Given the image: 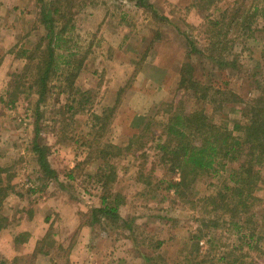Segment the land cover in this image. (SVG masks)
I'll use <instances>...</instances> for the list:
<instances>
[{"label": "rangeland", "instance_id": "374dc122", "mask_svg": "<svg viewBox=\"0 0 264 264\" xmlns=\"http://www.w3.org/2000/svg\"><path fill=\"white\" fill-rule=\"evenodd\" d=\"M150 1L167 19L127 0L53 1L65 12L59 25L69 28L57 53L84 58L73 93L65 79L72 67L58 59L60 71L39 108L41 142L48 146L55 179L44 175L31 150L37 95L29 90L34 65L25 70L29 54L23 53L43 43L46 31L37 23L36 0H0V166L12 175L13 186L1 208L6 220L1 223L0 262L147 264L148 256L159 254L177 264L190 236L210 230L201 220L213 214L205 213L199 201L214 194L224 178H199L193 197L199 203L182 201L166 189L178 174L162 161L158 144L179 101L190 111L204 108L217 123L240 119L239 111L232 112L242 104L234 106L227 97L216 95L221 104L213 109L186 95L178 85L180 69L190 59L203 84L234 93L243 105L248 102L258 81L264 86V0ZM231 18L237 24H230ZM216 28H222L223 52L236 62L234 68L211 66L202 56L187 59L186 36L205 48L217 38ZM15 87L17 100L11 106L8 92ZM112 173L114 179L104 188L101 175ZM106 194L108 202L117 196L120 219L95 222L90 208L101 207ZM256 196L262 199L254 209L264 250V190ZM219 224L211 233L220 244L234 243V232L226 230L222 219ZM251 254L255 264H264V255Z\"/></svg>", "mask_w": 264, "mask_h": 264}, {"label": "trees", "instance_id": "16d2710c", "mask_svg": "<svg viewBox=\"0 0 264 264\" xmlns=\"http://www.w3.org/2000/svg\"><path fill=\"white\" fill-rule=\"evenodd\" d=\"M53 1L56 0H36L37 23L44 26L46 34L42 38L43 43L40 42L32 51L24 50L23 53L29 54L25 70L34 65V78L29 90L34 89L37 95L35 109L37 118L31 150L44 175L56 179L57 172L48 161V146L41 142L38 127L41 119L39 108L51 94V79L60 71L58 59L63 58L60 61L63 66L72 67V71L65 77L68 82L67 87L71 91L82 69L84 58H80L76 52H68L65 57L57 53L65 43L63 34L69 28L67 25H59L65 12L61 3ZM127 1L155 17L167 19L166 16L158 13L156 6L150 0ZM255 11H258L257 7ZM260 14L264 17V8ZM243 18L245 20L246 16ZM213 24L217 26L219 22ZM230 24H237V19L231 18ZM222 33V28L217 29V38L205 48H200L193 39L186 36L187 59L202 56L211 66L221 69L234 68L236 62L228 60L223 52L226 40L221 37ZM189 60L182 64L178 81L180 89L184 90L186 95L203 99L204 104H210L213 109L221 104V100H217L216 95L227 97V100H233L234 106L242 104V107L232 112L239 111L240 119L231 123L225 115L226 122L221 124L212 121L204 108L190 111L186 109L185 102L179 101L174 105L162 127L164 139L160 145L158 144L162 151V161L169 165L172 172L178 174V179L172 178L166 182V189L192 205L203 202L204 212L215 217L211 218L212 215L208 219L201 220L210 230L205 232L198 229L190 236L186 254L177 264H255L257 260L251 256L252 251L264 255L254 209L262 203V199L256 196V191L264 190V86L258 81L256 95L243 105L241 103L243 101L234 93H223L203 84L195 76L196 68ZM17 87L8 92L10 97L8 104L11 106L17 100ZM68 109L71 110L73 107L69 106ZM217 111L221 109L217 108ZM138 117L142 119L141 116ZM110 147L115 148L113 145ZM101 151L104 153L103 150ZM7 172L6 168L0 166V230L4 227L1 223L6 220L1 216V208L10 193L9 190L13 187L9 182L12 175H7ZM204 176L224 179L214 194L205 196L197 202L193 200L194 186L198 179ZM101 177L105 179L102 183L103 187L107 188L106 185L114 179V174L101 175ZM108 196L110 194L102 196L101 207L90 208L93 221L109 219L116 222L120 219L118 213L120 202L117 196L113 202H108ZM221 219L227 226L226 230L235 234V241L230 245L220 244V237L211 233L213 229L218 228ZM202 242L208 246L205 250ZM146 261L147 264H170L159 254L156 257L148 256ZM0 264L5 262L2 261Z\"/></svg>", "mask_w": 264, "mask_h": 264}, {"label": "crops", "instance_id": "0c3cea01", "mask_svg": "<svg viewBox=\"0 0 264 264\" xmlns=\"http://www.w3.org/2000/svg\"><path fill=\"white\" fill-rule=\"evenodd\" d=\"M0 69H2V66H1V68H0ZM1 71H2V70H1ZM1 71H0V72H1Z\"/></svg>", "mask_w": 264, "mask_h": 264}]
</instances>
